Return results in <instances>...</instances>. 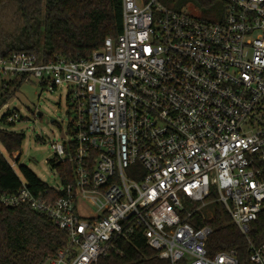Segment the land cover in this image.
<instances>
[{
  "label": "built area",
  "instance_id": "built-area-1",
  "mask_svg": "<svg viewBox=\"0 0 264 264\" xmlns=\"http://www.w3.org/2000/svg\"><path fill=\"white\" fill-rule=\"evenodd\" d=\"M221 2L213 20L122 0L123 32L87 59L0 56V86L30 76L48 91L66 85L74 108L69 139L52 142L73 181L53 187L58 197L26 186L0 195L68 233L41 264H95L138 229L172 264H239L209 255L212 228L190 222L207 221L216 200L248 236L264 208V0ZM250 244V264H264V243Z\"/></svg>",
  "mask_w": 264,
  "mask_h": 264
},
{
  "label": "trees",
  "instance_id": "trees-1",
  "mask_svg": "<svg viewBox=\"0 0 264 264\" xmlns=\"http://www.w3.org/2000/svg\"><path fill=\"white\" fill-rule=\"evenodd\" d=\"M193 1L211 19L221 18L214 14L217 7L224 5L221 0ZM166 6L180 10L174 0H169ZM123 29L122 0H0V56L33 51L45 61L60 57L87 59L103 47L106 38L117 39ZM24 81L25 77H17L0 86V110ZM24 140L22 133L0 130V145L4 148H0V195L15 194L26 186L37 196L52 192L58 197L61 194L54 192V188L29 167L20 165L19 174L5 156L4 152L20 151ZM49 163L59 173L62 182L73 181L72 164L55 157ZM190 222L196 228L205 224L212 228L207 241L209 255L231 252L239 264H250V242L255 246L264 243V208L251 223L248 236L241 232L220 203L207 221L197 214ZM68 242V233L46 215L25 205L8 207L0 202V264H41L58 250L66 248ZM95 264L172 263L161 258L147 243L143 230L138 229L129 237L118 239L108 256Z\"/></svg>",
  "mask_w": 264,
  "mask_h": 264
},
{
  "label": "rangeland",
  "instance_id": "rangeland-1",
  "mask_svg": "<svg viewBox=\"0 0 264 264\" xmlns=\"http://www.w3.org/2000/svg\"><path fill=\"white\" fill-rule=\"evenodd\" d=\"M168 1L158 0L165 5ZM174 2L178 6L176 8H180L181 11L197 17L210 18L206 11L193 0H174ZM69 92L66 85L59 87L56 91H48L36 77L30 76L0 110V130L5 129L25 135L21 150L12 154L7 153L5 155L7 159L17 164L15 170L19 174V166H27L43 182L54 188H61L63 183L61 176L53 169L49 160L54 157L52 142L62 143L69 139L68 126L74 116ZM16 112L19 114V120L16 122L10 123L4 119L5 116ZM0 148L4 149L2 145ZM49 195L54 196L52 192H49ZM213 195L218 197L216 190H213ZM183 202L187 206L190 205V202L185 199ZM218 203L216 200L210 201L204 207V216L207 220L212 217ZM82 204V209L86 212L88 210L86 203L82 202Z\"/></svg>",
  "mask_w": 264,
  "mask_h": 264
},
{
  "label": "crops",
  "instance_id": "crops-1",
  "mask_svg": "<svg viewBox=\"0 0 264 264\" xmlns=\"http://www.w3.org/2000/svg\"><path fill=\"white\" fill-rule=\"evenodd\" d=\"M4 154L6 155L7 153H6V152H4Z\"/></svg>",
  "mask_w": 264,
  "mask_h": 264
}]
</instances>
